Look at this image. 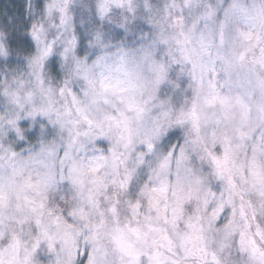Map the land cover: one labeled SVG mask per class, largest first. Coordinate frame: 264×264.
<instances>
[{"label": "snow or ice", "instance_id": "obj_1", "mask_svg": "<svg viewBox=\"0 0 264 264\" xmlns=\"http://www.w3.org/2000/svg\"><path fill=\"white\" fill-rule=\"evenodd\" d=\"M145 6L150 8V5L146 4ZM36 7L38 14H32L33 5L29 4V20L23 22V33L20 31L19 25H13L10 35H5V32L0 31V55L7 56L13 47L26 46L30 48L34 42L36 53L29 56V66L39 65L42 70L44 61L55 51L57 39L63 35L61 29L67 31L70 27L71 0H37ZM114 8H126L128 12L135 13L133 0H99L97 3V12L101 17L111 14ZM173 9H178V13H174ZM185 10L193 17L189 32L195 30L201 20L204 22L200 35L199 54L201 59L193 60L185 49H181V51L185 53L184 61H192L191 75L193 79H197V71L200 74L198 87L207 89L204 104L213 111L203 113V115L207 120L214 118L216 127L210 134L212 146L210 148L205 146V153L216 175L227 179L229 190L228 197L221 199L211 213L207 230H211V221L216 219L224 205L232 204L234 197L239 196L241 199L239 215L243 223L237 224L234 220H229L222 226V229L217 230H222L224 233V241L219 243V249L223 251L224 248L229 247L230 245L226 241L238 233L240 252L247 254L250 264H264V227L256 224L255 231H253L252 221L255 219L256 209L250 200H244V195L238 189L234 176V173L238 174L242 183L250 185L261 197H264V162L259 159L260 155H264V134H261L259 140L251 145V156H249L246 141L251 135L253 120L252 109L244 98L245 95H250L254 88L264 89V75H261V72L264 71V9L258 10L254 16H251L248 9L236 0H233V3L227 7H223V0H217L216 4L205 3L204 0H183L182 6L173 0L170 8L165 6V16L170 19L172 26L180 29V35L187 39L188 34L183 31ZM221 10L222 16L218 15ZM236 17L252 22L246 27L233 26ZM50 28L57 29L58 35L49 41L47 33ZM205 32L211 39L205 38ZM216 40L218 43H216L214 55L210 46ZM76 42L77 37L74 34L64 40L61 55L66 60L70 56L75 60L76 74L85 82V96H89L91 92L90 105L111 106L113 111H105L103 120L108 122L109 127L116 126L123 129L120 141H123L124 146L128 147L133 141L131 122L133 119L141 120L143 118L146 105L151 97L145 100L136 98L140 87L136 81L140 77L137 75L135 79L132 78V73L126 67L125 55L118 57L120 63L116 65L115 70L122 72L127 77L126 81L113 77L112 67L102 64L109 54L98 56L91 65L84 59L76 58L74 53ZM96 42L100 43L101 47L105 46L101 43L99 33L96 35ZM152 43L153 45L167 44L168 37L161 33L159 40H154ZM176 43L179 45L183 42L177 40ZM204 56H207L208 59L204 60ZM142 59L147 60L150 70L156 73V78L152 81L154 88L164 78L166 69L163 64L152 59L150 48H144ZM173 59L175 58L173 57ZM218 61L219 68L217 67ZM96 67L101 68L98 75L93 71ZM34 74L37 86L42 92L45 91L42 75ZM205 77H207L206 80ZM24 88L25 81L16 75L12 77V82L5 81L0 89L5 103L10 106L9 109H0V133L11 129L16 135L22 136L23 129L18 123L21 114L34 116L38 112L50 118L55 113L56 119L53 123H58L61 128L71 125L72 127H69L68 131L71 134L75 130V135L72 136L73 141L80 135H89L93 129H98L103 133V123L90 117L89 105L80 106L78 94L68 86V81H65L64 85L59 88V92L62 96H71L79 120L65 119L66 116L71 115L72 108H66L64 113H61L52 107L51 88L47 89L49 97L47 107H32L25 111L26 106L32 103L34 93L31 90H24ZM125 93L128 94L125 95ZM139 94L142 95V92ZM113 97L116 99L114 100ZM116 100L119 101V104L116 103ZM197 109L198 105L194 101L188 112L180 111L177 122L183 123L184 117L191 119L199 136L201 113ZM237 109L239 110L238 121L235 120ZM259 111L264 114V106H259ZM81 122L88 126L83 132L76 127ZM223 123L233 125L232 131L239 141L238 143H233V135L220 130V125ZM217 146L220 148L219 152L215 151ZM147 147L151 149L153 145L149 142ZM241 149L244 150L246 163H237L235 158L237 151ZM111 151L115 159L116 148L113 147ZM54 155L55 153L50 147H42L38 152L22 155L15 151L11 144L5 146L0 143V237L5 235V215L2 210L7 208L13 199L16 201V210L19 215L13 214L8 219L21 226L34 224L36 229L30 246L21 234L15 231L11 232L7 243L0 247V264H41L43 260L41 248H45L47 253L55 255L56 264H77V260L82 254L86 257L84 264H101V261L109 254L103 243L105 237L110 239L112 252L118 254L120 264H222L217 250L209 246L205 235L206 229L200 223L201 217L198 214L190 216L185 221L187 230L177 231L174 239L166 228L153 224L151 216L145 217L149 223L143 226L134 225L131 222L121 225L118 218L117 204L119 201L117 200L110 204L106 210L115 221L114 227L108 230L105 210L100 208L99 200L95 199L91 193L88 196V203L97 210L100 220L85 225L89 229L85 240L91 242V249L81 250L78 245V235L82 229L77 228L62 215L56 214L53 208L47 206L41 195L43 191L47 190L53 176L51 172L41 173L37 166L47 168L46 158ZM186 158L184 150L181 148L177 163L179 164ZM98 159L103 160L106 157L102 156ZM166 166V162L161 165V167ZM100 167H102L101 164L90 165L89 171L96 173ZM33 171H35V176H33ZM80 171L75 165L70 168L69 179L73 183L79 181ZM196 182L200 183L199 178ZM95 183L97 192L107 187L103 178L97 177ZM128 184V179L119 181L121 188H126ZM157 191L166 192L167 188L166 186L160 189L152 187L145 192L149 198L150 210L154 209L157 212V220L162 219L165 224H171L174 229H177L178 222L183 218L184 205L193 199L195 193L189 191L181 194L182 190L175 193V205L169 215L168 207L161 208L158 197L151 195ZM208 194L213 197L216 195L210 188ZM195 198L199 199V196L195 195ZM203 203L207 206L208 200L205 199ZM129 207L132 210L133 218L142 215L140 200L130 202ZM248 210H251V218ZM71 214L78 216L81 220H89V214L83 208L74 209ZM235 215L236 209L233 208V217ZM57 245H59V250Z\"/></svg>", "mask_w": 264, "mask_h": 264}, {"label": "clouds", "instance_id": "obj_2", "mask_svg": "<svg viewBox=\"0 0 264 264\" xmlns=\"http://www.w3.org/2000/svg\"><path fill=\"white\" fill-rule=\"evenodd\" d=\"M98 2L99 0H71L70 27L67 31L61 29L63 35L57 39L55 51L44 61L42 70L39 65L29 66V56L36 53L34 42L30 48L26 46L13 47L7 56L0 55V89L5 81L12 82V77L19 75L25 81L24 90H31L34 93L32 103L26 106L25 111L32 107H47L49 99L47 89L51 88L52 107L61 113H64L66 108H72L71 115L66 116L65 119L79 120L71 96H62L59 92V88L64 85L65 81H68V86L78 94L80 106L89 105L90 117L103 123V133L98 129H93L89 135H80L73 141L72 136L75 135V130L70 134L68 128L72 127L71 125L61 128L58 123H53L56 119L55 113L51 118L39 112L34 116L22 113L18 123L23 129V135L18 136L13 130L6 129L0 133V143L5 146L11 144L12 148L22 155L38 152L42 147L52 148L55 155L46 158L48 167L37 166L41 173L51 172L53 176L47 190L43 191L41 195L47 206L53 208L56 214L62 215L77 228L82 229L78 235V245L81 250L91 249V242L85 240V236L89 234V229L85 225L100 220L97 210L88 203V196L91 193L95 199L99 200L100 208L105 210L108 230L114 227L115 221L106 210L110 204L117 200L119 201L117 204L118 218L121 225L131 222L134 225L143 226L149 223L145 217L151 216L153 218L151 222L166 228L174 239L177 231L187 230L185 221L190 216L198 214L201 217L200 223L206 229L205 235L209 246L217 250L222 264H250L247 254L240 252L238 233L226 241L230 245L229 247L224 248L223 251L219 249V243L224 241V233L222 230H217L222 229V226L229 220H234L237 224L243 223L239 215L241 205L239 196L234 197L232 204L224 205L216 219L211 221V230H207L211 213L221 199L228 197L229 190L227 179L216 175L205 153V146L209 148L212 146L210 134L216 127L214 118L207 120L203 115V113L213 111L204 104L207 89L198 87L200 74L197 71V79H193L191 75L192 61H184L185 53L181 51V49H185L193 60L201 59L199 54L200 35L204 22L201 20L195 30L189 32L193 17L185 10L183 31L188 34L186 39L185 36L180 35V29L172 26L170 19L165 16V6L170 8L173 0H133L134 14L128 12L126 8H114L111 14L105 17H101L97 12ZM204 2L216 4L217 0H204ZM236 2L248 9L251 16H254L258 10L264 9V0H236ZM30 3L33 5L32 14H38L37 0H25L20 6V11L10 7L0 14V31L5 32V35H10L13 25H19V29L23 33V22L29 20ZM175 3L182 6L183 0H175ZM232 3L233 0H223V7ZM146 4L150 5V8L146 7ZM172 11L178 13V9ZM218 15H223L222 10ZM37 18H39L38 15ZM251 22V20L236 17L233 26L246 27ZM97 33L100 34L104 47L96 42ZM161 33L168 37V43L153 45L152 42L159 40ZM73 34L77 37L74 49L76 58L84 59L91 65L98 56L109 54L102 64L112 67L113 77L126 81L127 77L122 72L115 70L116 65L120 63L118 57L125 55L126 67L132 73V78L135 79L137 75L140 77L136 81L140 86L136 98L145 100L151 97L146 105L143 118L141 120L133 119L131 122L133 141L128 147H125L124 142L120 141L123 129L116 126L109 127L108 122L103 120L105 111H113L111 106L90 105L91 92L89 96H85V82L76 74L75 60L71 56L66 60L61 55L64 40ZM57 35V29L50 28L47 40L50 41ZM204 35L206 39H211L207 32ZM177 40L183 43L178 45ZM216 43L218 40L210 46L214 55ZM144 48H150L152 59L163 64L166 69L164 78L154 88L152 81L155 80L156 73L150 70L149 62L142 59ZM203 59L207 60L208 57L204 56ZM217 67L219 68V61ZM93 71L98 75L101 68L96 67ZM105 72L107 74L106 69ZM34 73L42 75L45 91L42 92L37 86ZM261 75H264V71L261 72ZM206 79L207 77H205ZM140 92L142 95L139 94ZM127 94L125 93V95ZM244 98L252 109L253 126L251 135L246 141L248 155L251 156V145L259 140L261 134H264V118H262L264 114L259 111V106H264V89L254 88L251 94L245 95ZM113 99L116 98L113 97ZM194 101L198 105L197 110L201 113L199 136L191 119L184 117L183 123L177 122L180 111L188 112ZM116 103L119 104V101L116 100ZM9 107L0 94V109H9ZM17 111L19 110L17 109ZM235 120H239L238 109ZM76 127L83 132L88 126L81 122ZM232 127V124L223 123L220 125V130L234 136ZM201 137L204 139L201 140ZM118 141L120 142L118 143ZM149 142L153 145L151 149L147 147ZM238 142L234 136L233 143ZM113 147L117 152L115 159L111 151ZM181 148L187 158L178 164L177 159L180 156ZM215 151H220L219 146ZM170 153L171 155H169ZM102 156L106 159H98ZM235 158L237 163H246L243 149L237 151ZM259 159L264 162V155H260ZM165 162L167 166L161 167ZM94 164L102 165L96 173L89 171L90 165ZM73 165L81 170L77 183H73L69 179V170ZM33 176H35V171H33ZM234 176L238 189L244 195V200H250L256 209L255 219L252 221L253 231H255L256 224L264 227V197H261L250 185L242 183L238 174L234 173ZM97 177L103 178L107 185L99 192L96 191ZM197 178L200 183L196 182ZM122 179L129 180L126 188H121L119 185V181ZM165 186L166 192L157 191L151 195L158 197L161 208L168 207L169 215L175 205V193L181 192V190V194L191 191L199 196V199H196L194 195L191 201L185 203L183 218L178 222L177 229H174L171 224H165L162 219H156L157 212L154 209L150 210L149 198L145 195L148 188L160 189ZM209 188L216 193L214 197L208 194ZM205 199L208 200L207 206L203 203ZM136 200L141 201L142 215L133 218L129 204ZM79 208L88 212V221L81 220L78 216L71 214L74 209ZM233 208L236 209L235 217H233ZM2 211L5 215V235L0 237V247L7 243V238L13 231L21 234L30 246L32 237L36 234L35 225L24 224L21 226L8 219L13 214L19 215L16 210V201L13 199ZM248 211L251 218V210ZM177 242L179 243L178 240ZM103 243L109 254L101 261V264H120L118 254L112 252L110 239L105 237ZM57 248L59 250V245ZM40 251L43 257L41 264H56L54 254L47 253L45 248H41ZM85 261L86 257L82 254L79 256L77 264H84Z\"/></svg>", "mask_w": 264, "mask_h": 264}, {"label": "rangeland", "instance_id": "obj_3", "mask_svg": "<svg viewBox=\"0 0 264 264\" xmlns=\"http://www.w3.org/2000/svg\"><path fill=\"white\" fill-rule=\"evenodd\" d=\"M25 2V0H0V14L4 12L5 9L10 7L15 8L20 11V6ZM11 11V9H9Z\"/></svg>", "mask_w": 264, "mask_h": 264}]
</instances>
